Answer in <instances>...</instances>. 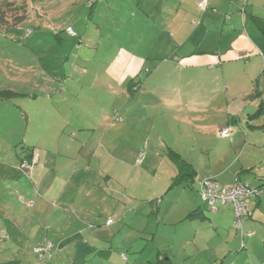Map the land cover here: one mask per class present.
I'll return each instance as SVG.
<instances>
[{
	"label": "rangeland",
	"instance_id": "374dc122",
	"mask_svg": "<svg viewBox=\"0 0 264 264\" xmlns=\"http://www.w3.org/2000/svg\"><path fill=\"white\" fill-rule=\"evenodd\" d=\"M30 2L47 10L41 15L31 11L25 21L17 26L0 27V84L10 83L6 78V72L10 76L14 74L8 62L14 64L15 61L21 60L23 63L20 66H23L25 72L23 77L26 79L22 84L24 91H29L34 86L33 83L42 86L48 76L41 74V67L61 72L66 55H70L68 66L71 64L72 69L76 65L77 69L86 67L91 71L96 67L105 69L104 66L110 65L114 78L111 82L106 74L98 75L99 84L107 83L110 91L105 92L104 99H100L98 91V96L94 98L96 104H91V107L84 109L80 115L84 118L87 114L88 120L84 119L89 125L100 120L98 132L96 133L94 128L95 134L86 142V148L91 149L94 155L85 152V156L76 157V147L65 149L62 151L63 154L56 150L55 152L60 155L57 157L55 153L51 159L46 160L92 165L87 173V176L93 175L91 182H88L90 186L87 185L86 191L80 195L86 196L88 206L93 207L97 213L79 224V220L73 215L64 214L62 217L48 220V214L37 216L34 212L24 209L21 212L24 233L22 232L18 238L25 235L32 237L38 230L42 239L47 236L52 239L60 229L68 231L80 227L90 234L94 233L92 232L94 230L108 227L110 231L119 229L114 233V247L117 245L119 253L126 254L127 259L123 261L128 260L129 264H134L135 260L148 259L152 264H158L156 257L158 251L165 252L171 258V264H264V217L258 216L259 209L250 204L254 219L248 220L254 223V227L250 229L254 234L253 237L244 238L246 248L241 249L243 243L241 234L227 221L224 222V228L219 229L217 221L208 211L207 202L200 197L195 188L196 182L193 184L194 188L187 185L170 188L175 167L167 157L168 148L160 144H173L172 149L193 163L198 173L209 169L228 170L230 161L240 151L239 145L246 139V134L249 136V148H255V145L258 148L264 140V128L249 127L250 124H263V119L247 118V114L254 112L260 100L259 98L246 100L253 81L258 78V73L251 84L244 88V77L240 74L244 68V61H239L240 65H234L238 67L234 69H231L232 65H225V72L217 65L216 74L214 78L211 77L215 82L209 83L200 100L196 96H181L179 99L183 100L182 103L179 102L174 108L146 107L147 103L154 105L153 98L157 97L149 85L140 86L132 96L125 88L131 77L140 73L142 81L146 80L149 75L146 70L152 71L153 66L161 60L171 64L173 56H177L178 53L218 51L220 45H224L225 38L222 36L223 44H220L219 23L212 24L206 32L202 29L205 24L201 22V15L206 8H198L195 0H30ZM263 3L264 0H261L264 6ZM68 27H72L78 36L68 35ZM26 36L30 38L25 42ZM7 39L14 42L6 43ZM80 39L82 45L77 49L75 47ZM15 43L24 44L22 58L16 57L12 51L8 57L1 56L5 48L15 47ZM32 48L38 52L37 59L28 50ZM78 52L79 57L76 56ZM19 70L20 67L17 70L18 74L21 73ZM79 79L82 77L77 71H73L65 82H78ZM225 83L231 86L226 93ZM257 83L258 89L263 91L264 79L260 77ZM97 87V83L88 85L90 99L93 95L91 88ZM40 93L41 104L50 105L48 93ZM211 94L215 101L209 105ZM54 99L57 103L62 102L58 103L57 107H61L62 113L65 114L63 117L70 116L68 104L70 95L66 93L62 97L55 96ZM198 102V107L202 105L199 114L194 106H197ZM227 102L232 105L234 113L244 104L241 116L236 117L234 122H229L228 117L222 112ZM20 104L24 110L23 115H20L22 126H27L28 118L30 121L28 129L31 134L33 100L24 96L20 99ZM97 105H103V109L111 111L110 114H107L109 111L103 114L108 117V121L100 118L102 116L100 107V112H95ZM111 105L113 108H110ZM113 109H118L122 118L125 117L120 121L112 120ZM57 120H61V117L59 119L58 116ZM40 122L42 126V119ZM102 127L104 134H100ZM150 127L156 132L145 133V129ZM220 127L230 128V135L228 137L220 135ZM65 131L67 134L62 135L63 142L75 141L69 134L70 130L66 128ZM232 135H237V143L230 142ZM100 146L105 150L102 151ZM262 152L264 153V150ZM138 161L141 163L137 164ZM106 164L110 170L113 169L114 176L111 179L94 175L91 171L93 169L97 173L100 165L106 169ZM226 176L231 177V170L227 171ZM251 181L256 183L255 179ZM188 194L197 197L203 205L202 210L207 216L206 219L186 218L189 210L186 211L185 207L193 205ZM158 198H161L159 204H150L151 200L156 201ZM27 201L31 202V199L25 197V202ZM51 204L53 205V201ZM229 209L230 206H227L226 211ZM152 212L157 214L152 216ZM107 220L112 222L105 225ZM244 229L248 230L246 227ZM235 236L238 241L231 245L229 242ZM82 237L77 235L74 242L82 243ZM28 238L25 237L24 240ZM92 241L94 245L97 244V240ZM10 243L8 234L0 232L2 261L0 264H59L63 261L72 264H99L101 260L95 249L79 246L76 251L73 244H68L66 251L59 253L54 262L48 263L46 259H39L34 251V244L24 242L12 246ZM134 250L137 253L133 254Z\"/></svg>",
	"mask_w": 264,
	"mask_h": 264
},
{
	"label": "crops",
	"instance_id": "0c3cea01",
	"mask_svg": "<svg viewBox=\"0 0 264 264\" xmlns=\"http://www.w3.org/2000/svg\"><path fill=\"white\" fill-rule=\"evenodd\" d=\"M197 1L198 0H195V2ZM40 9L42 8L40 7ZM258 18L264 19V6L261 4V0H210L208 7L201 15V22L205 24L202 29L206 32L210 29L212 24L219 23L221 33L220 44H223L221 38L224 36V45H220L218 51H201L189 54L178 53L177 56H173L172 62H170L171 64H166L168 62H163V60L156 63L142 85L143 87L149 85L157 94V97L153 98L155 101L154 105L147 103L148 105L146 104L145 106L152 108H174L176 105H179V102L182 103L183 100L179 99L181 96H196L198 100H200L201 94L208 89L209 83L214 84L215 81L211 77L214 78L216 70L221 68V71L225 72V65H232L230 66L231 69L238 68L236 66L240 65L239 61H244V68L242 69V73H240L245 79H243L245 83L244 88H247L248 84H251L257 73V79L262 77L264 33H262L256 25L255 19ZM9 54V52L6 53L2 51L1 56L8 57ZM14 55L22 58L24 54L22 52H17ZM22 63L23 61L21 60L15 61L14 64L8 62L12 69L11 72L14 74L10 76L9 73L6 72V78L10 83L0 84V90L15 92V99L0 102V232L2 233L5 231L9 235V240L11 241L10 245L12 246H18L24 242H27V244L32 243L35 246L43 240L39 230L32 237L25 235L18 238L24 231L21 221L23 216L21 212H23L24 209L34 212L37 216H46V214H48V220L53 217H62L64 214L73 215L79 220V224L84 223V219L86 220L89 216L97 213L93 207L90 208L88 206L86 196L80 195L83 191H86L87 185L90 186L88 182H91L93 175L90 174L87 176V173L92 165L90 164L87 166L71 161L60 163L46 160L51 159V157L56 154L58 157L60 154L56 153V150L57 152H62L65 149H74L76 147V157L79 155L85 156L86 153L91 156L94 155L91 149L86 148V142L91 140L90 137L92 134H95L93 133L94 128L96 133L98 132L99 127L97 126H100V124L98 125L100 120L98 119V122L94 121V124L91 122L89 125L84 119L87 118L88 120L87 114L84 115V118H81L80 115L84 109L91 107V104H96L97 101L94 103V98L98 96V91L100 99H104L105 92L110 91L107 83L99 84L98 75L106 74L108 80L112 82L114 73L110 65L104 66L105 69L96 67L89 71L87 68L82 67L77 69L76 66L72 69L70 64L68 76H70L73 71H77L79 76L82 77L78 82L66 83L56 78H46V83L42 84V86L33 83L34 86H32L29 91H24L22 84L25 83L24 81L26 79L23 77L25 73L22 68L23 66H20ZM165 64L167 66H165ZM217 65L219 66L218 68ZM19 67L21 73L18 74L17 70ZM56 71L41 67V74L46 76L47 73L50 72V74H53L55 77V74L58 72ZM94 83H97L98 87L96 88L97 90L91 88V93H93V95L92 99H90L88 96L90 90L87 87L89 84L91 85ZM224 86L226 93L231 86L227 83H225ZM252 88L253 86H251V90ZM40 92L48 93L47 98L49 99L50 105L41 104L39 100ZM66 93L70 95L68 104L71 114L68 117H63L65 114L62 113L61 107H57V104H61L62 102L57 103L54 98L55 96L62 97ZM24 96L29 99L31 98L34 103L31 109L33 125L31 134H29L28 129L29 119L27 118V126L23 127L20 118V115L22 116L24 112L20 104V99ZM212 96L213 94L209 96V105L215 101ZM246 100L249 101L247 98ZM199 102L197 106L194 105L198 114L202 107V105L198 107ZM243 105L234 113L232 105L230 102H227L222 112L225 113L229 120L241 116V108ZM99 107L101 108L100 114L102 115L100 118H102L103 121H108V117H105L103 114H106L109 110L107 108L103 109V105H97L95 110L96 113L100 112ZM110 108H113V106L111 105ZM122 109L124 110V108ZM149 110L151 109H146V111ZM58 116L59 119L61 117V120H57ZM40 119H42V126ZM197 121L200 122L199 119ZM110 125H108L107 129H109ZM66 128L70 130L69 134H71L76 142L72 140L70 143L63 142L62 135L67 134L65 131ZM144 132L150 134L156 131L150 127L146 128ZM100 134H104L103 127L101 128ZM58 137H60L59 142L57 141ZM245 138L243 143L239 145L240 151L236 157L232 158L230 161V168H228V170L212 171L209 169L206 172L198 173L193 163L188 161L196 170L195 181L198 182L203 178L212 176L224 185L231 184L235 178L253 186L264 182V153L262 152L264 150V140L262 145L258 148H256L257 145L254 146L255 148H249L248 134H246ZM102 139H104V136ZM230 139L231 143H237L238 141L237 135H232ZM100 141L104 143L103 140ZM160 144L168 149L173 148V144L171 143ZM100 149L102 151L105 150L103 147ZM22 150H25L23 154H33L36 159V164L31 168L28 175H25L18 168L20 158L23 156L20 155ZM237 151L238 150H236V152ZM65 155H67V153ZM112 170H110L109 166L103 169L100 165L97 169V173L93 169L91 171L94 175L98 174L101 177L104 175L110 176L111 174L110 177L113 178L112 176H114V174ZM229 170H231V177L226 176ZM254 179L256 183H251V180ZM25 197H29L31 202H25ZM190 199L193 205L190 206L189 204L188 207H185V210L191 211L192 209H198L201 215L194 219H206L207 216L202 210L203 205L200 204L197 197L189 195V200ZM52 201L53 205L51 204ZM250 204L259 209L258 216L260 218L264 217V196L261 195L249 200L247 205L249 216L245 219L243 231L246 233L251 232L252 235L241 236L243 239L241 249L246 248L244 238L253 237L254 234V231L250 230L254 227V223L248 220L254 219L253 209L249 208ZM227 206L230 205L218 206L215 210H209L210 207L207 205V207H209L208 211L211 212L212 217L217 221L219 229L224 228V222L226 221L230 224L233 223L231 206L230 209L226 211ZM47 223L49 224L48 221ZM244 227L248 230H245ZM114 230L115 229L110 231L108 227H105L101 230H94L92 231L94 233L90 234H88L84 228L80 227L69 229L68 231L66 229L57 230L58 234H54L55 237H52V239L47 236V239L51 240L56 248L54 256L48 263L54 262L55 258L59 256V253L66 251L68 244H73L76 251L79 246L82 248H92L91 250L96 249L98 251V257L101 259L99 264H129L128 260L125 262L123 261L118 251V246L116 245L114 247ZM236 231L240 233V230ZM229 233L230 232H228V235ZM77 235L83 236L82 243L74 242ZM25 237H29L30 239L24 240ZM93 239L98 241H96V245H94ZM249 240L251 239L249 238ZM107 241H110V244ZM235 241H238L236 236L233 237L229 243L233 245ZM228 248L231 249L230 247ZM156 255L158 264H171V258L165 252L158 251ZM151 262L152 261L149 259L147 261L135 260L134 264H152ZM68 263L69 261H63L59 264Z\"/></svg>",
	"mask_w": 264,
	"mask_h": 264
},
{
	"label": "trees",
	"instance_id": "16d2710c",
	"mask_svg": "<svg viewBox=\"0 0 264 264\" xmlns=\"http://www.w3.org/2000/svg\"><path fill=\"white\" fill-rule=\"evenodd\" d=\"M209 1L207 3V7L209 5ZM198 2L197 1V6H198ZM206 7V8H207ZM199 8V7H198ZM201 9V8H200ZM205 9V8H204ZM47 9H40V7L35 6L34 4H32L30 2V0H0V27L1 28H9V27H14L17 26L19 24H21L23 21H25V19L28 17L29 13L32 11V13L37 12L38 15H41L43 12H45ZM124 19V18H123ZM256 25L259 28V30L264 33V19H255ZM140 23V22H138ZM68 35H70L71 37H77L78 35L75 33L74 29L72 27H68L67 30ZM30 38V36H26L25 37V42L28 41ZM14 42L12 41V39H7L6 43H11ZM78 45L75 47L77 49H79L78 47H80L82 45L81 39L79 40V42L77 43ZM14 46H9L8 48H5V52H10L12 51V53H17V52H22L24 54V44H14ZM30 52H32V54L35 56V59H37V54L38 52H36V50L34 48L32 49H28ZM77 57H79V52L76 54ZM69 56H65L64 61H63V69L61 70V72H57L54 77L53 74H50V72L47 73V78L49 79H59L60 81H65V79L68 76V61H69ZM76 66V65H75ZM86 68V67H85ZM88 69V68H87ZM89 70V69H88ZM47 72V71H46ZM151 71L150 69L146 70V73L149 74ZM261 75L264 79V60H263V67L261 70ZM141 74L139 73V75L131 77L130 79H128L127 83H126V89L127 91L130 93V95H134L140 88V86H142L143 82L145 80L142 81L141 79ZM257 81L258 79H256L253 82V88L251 90V92L248 94V96L246 97L248 100H253L255 98H259V102L257 104L256 109L254 110V112L252 113H248L247 114V118L249 120H253V119H263L264 121V89L263 91H260L257 87ZM15 92L9 91V90H0V102H4V101H9L12 99H15ZM111 111H109L107 114H110ZM114 113V114H113ZM113 113H112V120L114 121H120L122 120V116L119 114V110L118 109H113ZM229 122H234L236 121V117L235 118H231L228 120ZM67 126V125H66ZM250 128H264V122L263 124H259V125H249ZM227 128L229 130V135H230V128L228 127H223L220 129V132L222 131V129ZM219 132V133H220ZM221 135V134H220ZM229 135H226L224 137H228ZM74 136V135H73ZM223 136V135H222ZM25 150H22L20 152V155H23L20 158L19 164H18V168L25 174L28 175L30 173L31 168L36 164V159L33 156V154H23ZM167 157L168 159L172 162V164L175 167V174L171 177V182H170V188L174 187V186H189L190 188H194V182L195 178H196V170L194 169L193 165L191 163H189L179 152L169 148L167 151ZM137 164H140L141 161L136 162ZM106 166H108L106 164ZM105 179H110L111 177L109 175H104L103 176ZM211 178L214 181H217L221 186H230L229 185H224L221 184L216 178L214 177H206L203 178L202 180L196 182L195 188L197 190V192L199 193L200 197L205 200L207 202V204L209 205L211 210H215L217 209L218 206H225V205H230L231 204L228 202L226 204L221 203L219 200H215L213 203H210L209 200L205 197H203V191H204V187L202 185L203 181ZM264 184V182H262L259 185ZM258 186V185H255ZM250 200V199H249ZM248 200V201H249ZM161 202V198L156 199V201L151 200L150 204L152 205L153 203H160ZM162 204V203H161ZM248 205V202H247ZM232 209V206H231ZM248 212V210H247ZM157 213H151L152 216H155ZM232 214H233V209H232ZM100 215V214H99ZM199 215H201V212L198 209H193L191 211H189L186 214V218L188 219H194L197 218ZM249 216V212L248 215ZM247 216L245 217V219L247 218ZM112 221L107 220L105 222V225L110 224ZM245 223V220H244ZM233 224V223H232ZM244 226V225H243ZM243 226L241 229H236V230H240L241 236L247 235V236H251L252 233H246L243 231ZM233 227V225H232ZM234 228V227H233ZM119 229H115L113 233H116ZM5 232V231H4ZM9 236V235H8ZM115 237V236H114ZM110 244V241H107ZM34 251L35 253L38 255L39 259H46L48 260V262H50V260L52 259V257L54 256L55 252H56V248L54 247V244L51 240H48L47 238H43V240L38 243L37 245H35L34 247ZM95 253H98V251L95 249ZM137 253L136 250L133 251V254ZM120 256L123 259H127L126 254H124L123 252H120ZM68 264H72V262H69Z\"/></svg>",
	"mask_w": 264,
	"mask_h": 264
},
{
	"label": "built area",
	"instance_id": "2783aa9c",
	"mask_svg": "<svg viewBox=\"0 0 264 264\" xmlns=\"http://www.w3.org/2000/svg\"><path fill=\"white\" fill-rule=\"evenodd\" d=\"M208 0H199L198 7L204 9L207 7ZM221 135H229L227 128L222 129ZM203 197L210 203L219 200L221 203H230L233 209V227L241 229L244 225L245 217L248 215L247 202L249 199L264 195V184L253 186L239 179H235L230 186H221L217 181L208 178L203 181Z\"/></svg>",
	"mask_w": 264,
	"mask_h": 264
}]
</instances>
